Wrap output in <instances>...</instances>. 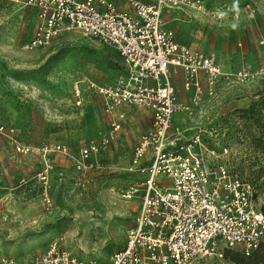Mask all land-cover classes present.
<instances>
[{
	"label": "rangeland",
	"instance_id": "1",
	"mask_svg": "<svg viewBox=\"0 0 264 264\" xmlns=\"http://www.w3.org/2000/svg\"><path fill=\"white\" fill-rule=\"evenodd\" d=\"M115 1L130 9L128 0ZM204 1L206 13L166 12V27L178 43L215 56L227 71L246 67L251 75L221 82L215 96L197 104L177 74L178 99L189 109L176 123L187 135L203 129L228 140L231 168L253 182L255 208L264 213V0ZM209 11L225 15L217 19ZM38 21L35 10L0 1V257L29 264L58 239L79 258L107 264L125 245L139 210V200L126 199L124 191L135 179L128 171L131 150L148 130L150 112L126 106L122 129L99 156L101 168L81 181L78 146L111 131L103 99L88 82L113 83L127 68L113 48L78 31L31 49ZM77 82L81 105L74 96ZM58 143L69 154L37 151ZM18 144L32 150L23 152ZM242 257L233 250L222 263L207 258L198 264H239L234 258Z\"/></svg>",
	"mask_w": 264,
	"mask_h": 264
},
{
	"label": "built area",
	"instance_id": "2",
	"mask_svg": "<svg viewBox=\"0 0 264 264\" xmlns=\"http://www.w3.org/2000/svg\"><path fill=\"white\" fill-rule=\"evenodd\" d=\"M31 8L38 15L28 46L50 45L62 33L78 31L113 48L123 59L127 75L113 83L88 87L103 99L111 131L78 146L76 169L81 181L100 169V154L115 139L126 119L124 107L151 111L153 122L133 147L128 171L135 177L125 189L126 199H138L140 210L126 231L125 245L112 253L107 264H198L225 259L228 249L250 256L264 241V213L255 208L257 190L251 180L231 168L230 144L212 131L187 135L175 117L189 109L178 99L175 76L199 103L215 96L221 82H244L246 67L227 71L215 56L177 42L166 27L165 13L176 10L207 12L204 0H128L120 9L115 0H0ZM214 18L219 13L209 11ZM79 82L77 104L83 102ZM23 152L32 150L18 144ZM69 154L64 144H43L37 151ZM0 264H20L10 256ZM29 264H102L71 253L61 240Z\"/></svg>",
	"mask_w": 264,
	"mask_h": 264
},
{
	"label": "trees",
	"instance_id": "3",
	"mask_svg": "<svg viewBox=\"0 0 264 264\" xmlns=\"http://www.w3.org/2000/svg\"><path fill=\"white\" fill-rule=\"evenodd\" d=\"M231 251H233V250H231V249L226 250L225 258L229 256ZM241 255L243 256L241 260H235V258H234V261L238 262L239 264H261V263L264 264V241L260 244L258 249H256L252 253V255L245 256L242 253H241Z\"/></svg>",
	"mask_w": 264,
	"mask_h": 264
},
{
	"label": "crops",
	"instance_id": "4",
	"mask_svg": "<svg viewBox=\"0 0 264 264\" xmlns=\"http://www.w3.org/2000/svg\"><path fill=\"white\" fill-rule=\"evenodd\" d=\"M187 10H189V9H187ZM186 11V10H185ZM184 11V12H185ZM189 11H193V10H189ZM188 12V11H187ZM194 12H196V11H194ZM197 13V12H196ZM177 74H180L181 75V71H178V73ZM176 74V75H177ZM175 78H176V76H175ZM181 80H182V75H181ZM181 83H182V81H181ZM177 86V85H176ZM177 89H178V87H177ZM183 89V88H182ZM182 91H184V90H182ZM184 93H185V91H184ZM127 107H125L124 109H126ZM149 111V110H148ZM150 112V116H151V124H152V122H153V115H152V113H151V111H149ZM175 120H176V117H175ZM151 124H150V126H151ZM149 126V127H150ZM149 129V128H148ZM133 150V149H132ZM132 150H131V153H132ZM130 159H131V157H130ZM139 210H140V203H139ZM139 210H138V213H139ZM138 213H137V215H138ZM136 215V216H137Z\"/></svg>",
	"mask_w": 264,
	"mask_h": 264
},
{
	"label": "clouds",
	"instance_id": "5",
	"mask_svg": "<svg viewBox=\"0 0 264 264\" xmlns=\"http://www.w3.org/2000/svg\"><path fill=\"white\" fill-rule=\"evenodd\" d=\"M234 7H235V5H234ZM219 15H220V16H224V15H225V13H224V12H220V13H219ZM232 27H233V28H235V27H236V25H235V24H233V25H232Z\"/></svg>",
	"mask_w": 264,
	"mask_h": 264
}]
</instances>
